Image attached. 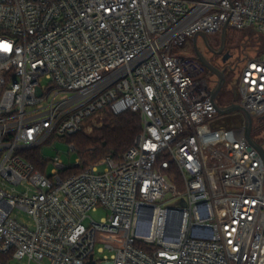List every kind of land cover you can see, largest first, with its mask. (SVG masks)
I'll list each match as a JSON object with an SVG mask.
<instances>
[{
  "label": "built area",
  "instance_id": "2783aa9c",
  "mask_svg": "<svg viewBox=\"0 0 264 264\" xmlns=\"http://www.w3.org/2000/svg\"><path fill=\"white\" fill-rule=\"evenodd\" d=\"M225 25L264 39V0H0V264H264V156L175 52ZM247 50L238 103L260 119L264 43ZM106 110L141 115L125 153L28 159Z\"/></svg>",
  "mask_w": 264,
  "mask_h": 264
},
{
  "label": "rangeland",
  "instance_id": "374dc122",
  "mask_svg": "<svg viewBox=\"0 0 264 264\" xmlns=\"http://www.w3.org/2000/svg\"><path fill=\"white\" fill-rule=\"evenodd\" d=\"M233 31L236 30L228 29L229 33ZM245 34L246 33H240L238 36V41H236L235 43H230L226 37L227 50L232 54L231 63L234 65V68L232 72L228 71L226 85L224 88L226 91L228 90L231 91V94L229 93L228 95L232 97V104L239 102V95L237 93L236 88L240 78L242 67L245 63V55L243 53V50L247 48L248 50L246 51V53L250 55H254L256 51L259 49L257 48V46H255L253 42L251 45L248 44V46L242 45L241 38L247 39ZM210 35H217V34L212 33ZM199 43L201 46L202 42L200 41ZM175 52L182 56H193V38L187 37L186 41L182 45H177L175 47ZM221 104L227 105L225 101L222 102ZM108 113L109 111L106 110L87 120L81 132L91 134L96 128L102 127L107 121ZM219 118L221 120V123L226 126H233L236 125V122L238 121L241 122L245 121L244 115L241 112H234L232 114H227V115H219ZM262 121H264V117L260 119H254L253 135L258 140L264 143V131H261L259 133L256 131V128L262 123ZM72 145L73 143L70 141V139L67 136H62V137L54 136L41 147V157L42 160H44V162H46V165L48 166L47 171L50 172L51 169L55 167L53 160L56 157H60L63 160V162L69 166L78 163V159L81 157V154L77 149H72ZM82 158H83L82 163L83 165H85L86 163L87 164L97 163L103 157L96 158L93 157V154H90L88 156L84 155ZM172 203L173 205L178 204V202H172ZM105 214H106V210L102 207H100L98 211L91 213L92 217H94V219L96 220H100V218L105 216ZM10 264H28V260L12 259L10 261Z\"/></svg>",
  "mask_w": 264,
  "mask_h": 264
},
{
  "label": "trees",
  "instance_id": "16d2710c",
  "mask_svg": "<svg viewBox=\"0 0 264 264\" xmlns=\"http://www.w3.org/2000/svg\"><path fill=\"white\" fill-rule=\"evenodd\" d=\"M240 33H246L247 39L242 40L243 46H248L252 42L258 48L263 47L264 39L253 28L246 30H236L231 33L227 32V39L230 43L238 41ZM241 121L236 122V125ZM230 127V126H229ZM259 133L264 131V121L256 128ZM142 132L141 115L136 112L126 111L121 114H114L109 111L106 123L99 128H96L91 134L79 132L77 134L67 136L73 143L75 148L84 155L93 154V157H104L107 154L120 155L125 153L134 143L136 137ZM28 159L33 162L41 171H45L44 160L41 157V147L34 149ZM90 164L81 163L67 171V174L79 173L88 167ZM164 173L170 176L180 187H182L181 178L175 169H165ZM173 174V175H172ZM0 259L7 260V257L0 255Z\"/></svg>",
  "mask_w": 264,
  "mask_h": 264
},
{
  "label": "flooded vegetation",
  "instance_id": "af4514ba",
  "mask_svg": "<svg viewBox=\"0 0 264 264\" xmlns=\"http://www.w3.org/2000/svg\"><path fill=\"white\" fill-rule=\"evenodd\" d=\"M217 35H208V42L206 43L205 40L202 37H199L197 40V47L194 44V38H193V56H190L194 59H196L200 66L201 70L204 73V75L207 77L209 84L215 88L216 85L219 82L220 77L214 73L206 64L209 63L211 66H213L215 69L221 71L224 73V85L220 89L217 99L219 103L226 102L227 105L232 104V97L228 95L231 94V91L225 90L226 80L228 71L232 72L234 65L231 63L232 57L228 60H224V55L228 51L227 46H225V49L223 52H219L221 45H222V34L221 32H216ZM202 42V45L200 46L199 42ZM198 51L201 53L203 59H201L198 56ZM229 52V51H228Z\"/></svg>",
  "mask_w": 264,
  "mask_h": 264
},
{
  "label": "water",
  "instance_id": "95a60500",
  "mask_svg": "<svg viewBox=\"0 0 264 264\" xmlns=\"http://www.w3.org/2000/svg\"><path fill=\"white\" fill-rule=\"evenodd\" d=\"M222 45L221 48L219 50V52H223L226 46V37H227V25H225L222 29ZM199 37H202L206 43L208 42V34H206L203 31H200L198 33H196L193 38H194V44L197 47V40ZM198 56L203 59L201 53L198 51ZM232 57V54L230 52H226L224 55V60H228L229 58ZM205 64L214 72L216 73L220 79L218 84L216 85V87L213 89L212 91V100L213 102L216 104L217 106V110L219 112L220 115H227V114H232L234 112H241L244 115L245 118V122H246V137L248 138V140L255 145L263 154L264 156V148L261 144H259L258 142L255 141L254 137H253V124H254V118L251 115V113L246 110L240 103H233L230 105H222L221 103L218 102L217 96L218 93L220 91V89L223 87L224 85V73L215 69L213 66H211L209 63H207L205 61ZM89 264H93L92 262H89Z\"/></svg>",
  "mask_w": 264,
  "mask_h": 264
}]
</instances>
